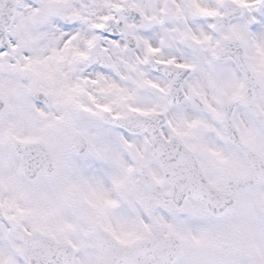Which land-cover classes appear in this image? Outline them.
Listing matches in <instances>:
<instances>
[{
    "label": "snow or ice",
    "instance_id": "6c2138e0",
    "mask_svg": "<svg viewBox=\"0 0 264 264\" xmlns=\"http://www.w3.org/2000/svg\"><path fill=\"white\" fill-rule=\"evenodd\" d=\"M0 264H264V0H0Z\"/></svg>",
    "mask_w": 264,
    "mask_h": 264
}]
</instances>
